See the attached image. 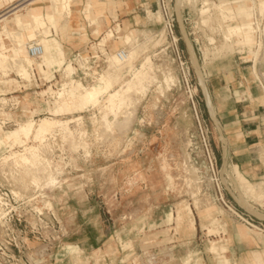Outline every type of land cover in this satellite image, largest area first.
<instances>
[{
  "label": "rangeland",
  "instance_id": "374dc122",
  "mask_svg": "<svg viewBox=\"0 0 264 264\" xmlns=\"http://www.w3.org/2000/svg\"><path fill=\"white\" fill-rule=\"evenodd\" d=\"M0 1L3 3L0 4L1 20L10 6L16 5L19 0L9 3L5 0ZM85 1L79 3V10L84 7ZM251 1L146 0L138 3L133 11H122V4L117 7V15L113 13L114 23L107 17L106 23H103V19H99L100 22L96 18L86 20L85 26H89L92 32L97 28L98 34L74 36L70 40L62 37L61 40L58 34L63 33L62 30L60 27L55 29L56 26H52L54 28L52 37L68 48H77L89 43V50L99 49L103 52L106 45L111 50L110 56L122 49H136L131 64L127 63L124 64L125 67L123 65L121 69H116L107 56L99 76L92 77L94 70L84 71L77 61L79 59L75 55L79 52L71 53V50L65 51L62 48L65 53V60L62 61L64 65L50 68L43 65L47 74L41 70L42 58L29 61L31 64L24 63L23 58L22 62L33 69L29 81L17 77L14 69L13 72H0L2 88L0 94H3L0 96V193L5 192L4 189L9 191L6 197L9 203V210L6 211L8 215L0 221V264H63L60 254L66 245L65 241L68 239L74 241L82 235H87L90 239L92 236L100 239V243L94 239V246L106 243L103 252L118 256V260H123V264H164L174 256L171 253L161 255L159 247L161 248L163 243L162 239L171 241L173 235L178 232V226L172 229L171 226L165 227V224L176 222L179 209L183 221L194 217L200 224H205L210 222V219L205 218L203 212L206 207L211 206L216 209L213 216L218 218L220 224L240 227L247 231L242 222L215 201L209 175L203 168L205 164L199 167L200 163L205 162L204 140H209L218 168L222 170L221 180L226 186L231 184L228 188L236 204L264 218L261 212L264 208V183L250 181L256 193L254 188L248 192L240 184L239 176L236 177L235 172L227 171L226 166H222L220 154L224 135L218 122L210 118L201 91L207 71L216 61L233 59L236 52H242L241 54H244L242 56L250 59L249 54L253 51L254 43L248 42L247 45L238 37L239 32H244L249 25L248 3ZM205 2H209L208 7L215 4L219 9L212 8L210 13L205 15L201 12ZM36 4L45 6L44 13L48 11L46 5L50 9V3L47 1L38 0ZM30 7V5L23 7L20 13H25ZM147 8L150 14L147 13ZM75 9L76 5H72V10ZM218 10L227 13L225 21ZM33 12L31 8L28 11L31 17ZM37 13L42 12L37 10ZM170 13L175 24L174 39L169 36L163 25L164 15ZM158 15L161 19H158ZM81 16L85 17L84 14ZM24 18L21 17V25L26 23L25 27L9 22V30L3 29L6 35L9 33L10 36L2 35L4 45L10 50L9 54L17 45L15 38L19 43H22L20 39L26 35L29 40H35L36 43L38 41L43 43L46 40L44 35L39 36L40 28L34 19L31 18L29 21ZM203 18H208L210 22L204 23ZM127 21L134 33L133 36H129L131 40L126 38V44H123L121 37L124 33V23ZM118 24L122 30L118 28ZM2 25L3 22H0V28ZM223 26L239 29L238 34L234 33L230 40L231 44L226 43ZM110 29L114 36L102 41ZM11 32L15 35H11ZM18 33L21 34L20 37ZM64 34L62 36H65ZM24 42L32 43L26 38ZM191 48L195 54L194 59ZM148 57L151 61L150 68L146 67L144 70L148 71L150 77L142 80L144 82L141 86L145 89L141 93L134 86L138 80L133 74L141 70ZM51 59L43 60L53 62ZM182 61L186 62V65L183 66ZM68 64L76 69L71 78H66L64 72ZM52 72L54 78L49 82L46 77H52ZM85 73L86 78L83 77ZM101 75L113 80L109 92L120 88L123 91L127 85H132V89L125 95L126 99H129L128 103L123 106L124 111L127 105L126 113L134 112L131 127L119 128L122 132L114 127L111 131H105L108 136L100 128L101 108L106 105L107 93L100 97L99 106H88L81 110H74L76 99H71L67 95L61 98L55 96L58 91H62L63 84H69L71 80L88 87L99 83ZM170 78H173L174 82L164 81ZM253 80L258 97L264 102L254 76ZM12 90H22L20 97L5 96V91ZM79 117H82V120L70 122L68 126L70 131L56 129L52 134H48L44 145L34 141L33 137L26 140V145L35 147L39 145V150L50 161V167L44 169L42 166L37 168L36 165L34 168V164L18 162V157L10 158L11 152L24 153L22 145H13L6 139L8 132L15 127L18 128L19 124L29 120L38 123L39 119L43 118L66 121ZM107 118L110 121L115 119L111 113ZM118 120H123L121 115ZM195 161H198V165ZM185 162L188 163L186 165L190 168L195 181L199 183L203 181L199 193L195 190V184L192 181L190 183L189 174L184 168ZM46 169H49L48 173L54 174L56 183L53 186L46 185L42 180V174L47 172ZM25 171H28V177ZM34 172L39 173L35 177L41 176L39 186L30 183ZM168 174L173 177L172 183L167 180ZM151 188H158L157 193H150L153 190ZM226 195L235 202L230 193L227 192ZM259 195L263 196L262 199ZM158 203H164L166 207L162 215L160 209H156ZM187 207L191 208L193 216L189 214ZM79 225H83L80 231L77 227ZM209 229L213 232L207 230L204 233L218 235L222 231L217 226ZM69 231L79 233L70 237ZM212 243L214 242H211L210 246ZM72 250L75 249L71 248L70 251ZM77 251L78 255L73 254V258L68 259L66 264L105 263L102 260L104 253L98 251L90 258L89 255L81 256L80 251ZM207 253L211 264H220L217 255L209 249ZM198 258L201 256L194 259ZM112 261L115 262V258ZM201 264H204L202 259Z\"/></svg>",
  "mask_w": 264,
  "mask_h": 264
},
{
  "label": "crops",
  "instance_id": "0c3cea01",
  "mask_svg": "<svg viewBox=\"0 0 264 264\" xmlns=\"http://www.w3.org/2000/svg\"><path fill=\"white\" fill-rule=\"evenodd\" d=\"M5 1L9 3L16 0ZM82 1L83 0H70L69 15L58 17L55 29L60 27L63 32L58 34L59 39L62 40V37H66L67 40H70L74 36L84 37L86 34L88 36L98 34L97 28L92 32L89 26H85L87 19L94 18L95 20L96 18L97 21L103 19V23H106L105 19L107 17L111 23H114L115 20L113 18V13H117V7H120L123 4L122 11H133L138 3L146 0H86L84 7L79 10L78 6ZM221 1L225 0H220V2ZM36 2L37 1L33 0H28L27 2L19 0L17 7L10 13H4L3 17L5 15L7 16L5 19L0 20V22H3V25L6 24L7 27L9 26V22L15 24V14L20 13L23 7L25 8L28 6V3H31V9H36L44 13L43 9L45 6L36 4ZM0 4L3 5L1 1ZM13 5L14 4L11 6ZM72 5H76L75 10H72ZM221 6L223 7L224 5L221 4ZM30 8L27 9L25 13H22L23 17H25L24 19H29V21L32 18L31 14L28 13ZM46 9H49L47 5ZM146 11L150 14L148 8ZM27 13L28 17H26ZM83 14L86 18L81 16ZM135 19L137 21V16H135ZM129 27L130 23L128 21L125 22L123 28L124 33L121 37V42L123 44H126V38L128 36H133L134 31L130 30ZM118 28L122 30L119 24ZM53 29L54 28L52 27L51 33L42 43L43 57L47 54V56L53 60H61L64 62L65 53L63 49H65V51L71 50V53L82 52V56L87 55V52H89V43L77 48H68L66 45H61L58 39L52 37V33L54 32ZM3 34H5V32L1 27V53L18 58H28L26 50L27 44L24 42L25 38L29 40L28 35L25 37L23 36L22 43L15 40L17 45L11 49V53L9 54L10 50L6 48L3 42ZM62 34L65 36H62ZM6 36L10 37L9 35ZM113 36V31L110 29L105 34L102 41H104L105 38L110 39ZM242 41L247 45L249 44L244 39H242ZM105 48L111 52L106 45ZM242 55L244 54L236 52V57L233 59L228 58L216 61L215 64L208 69L205 76V88L201 87V91L204 99V106L210 118L212 121L218 122L224 135V140L221 142L220 154L222 166H226L228 171L235 172L236 177L239 174L249 183L250 181H260V183H264V102L258 97L257 87L253 85L254 80L248 63L249 59H246V56ZM43 65H46L47 68L56 66L53 63L42 60L41 70L44 74H47V72L44 70ZM32 71L33 69L31 70L30 78L28 79L16 75L22 80L29 81L31 79V74H33ZM52 75V77L47 76L46 79L51 81V79L54 78L53 72ZM4 93L5 96L12 95L11 98H14L20 97L22 90L5 91ZM2 95L3 94H0V96ZM210 107L213 110L214 116L211 115ZM16 128L17 127L11 129L6 135L8 141H11L14 137ZM169 176L171 175H167V180L172 183L173 177L171 176L172 180H170ZM253 188L255 190L254 186ZM151 189L153 190L150 193H157L158 191V188ZM164 207V203L156 204V209H160L161 215L164 213ZM187 209L189 214L193 216L191 208L187 207ZM215 210L214 207H206L203 216L210 219V222H205V224H200L198 220L194 219V217H192L191 220L183 221L181 209L178 210L176 222L165 224V227L171 226L172 229H175L178 226V232L173 235V240L171 241H165L162 239L163 243L161 244V248L159 247L161 255L171 253L174 256L173 259L166 261L164 264H197L198 262L201 264V259L204 261V264H211L207 249L218 256L220 264H264V233L251 230L245 224L243 225L248 232L240 227H228L227 224L222 225L218 222V218L213 216ZM261 212L264 214V208H262ZM259 218L264 220L263 217ZM214 226L219 227L222 231H225V233H222V231L218 235H207V233H204L207 230H209L210 233L213 232V230L209 228ZM77 227H79L78 231H80L83 225ZM78 231L76 234L71 231L68 233H70V237H72V235H77V233H79ZM94 239L93 236L90 239L87 235H82L74 241H70L69 239L65 241L66 245L63 247L60 254L63 258L62 263L66 264L68 259L73 258V254L78 255L77 250L80 251L81 256L89 255L90 258H92V255L98 251L104 253L103 251L106 243L94 246L93 244L95 240L100 243V239ZM211 242L214 243L210 246ZM68 244H71L72 246L70 247ZM71 248H74L75 250L70 251ZM199 256H201V258H198L197 260L194 259ZM102 257V260L105 262L104 264H123V260H118V256L104 253ZM113 258H115V262L112 261Z\"/></svg>",
  "mask_w": 264,
  "mask_h": 264
},
{
  "label": "bare ground",
  "instance_id": "6f19581e",
  "mask_svg": "<svg viewBox=\"0 0 264 264\" xmlns=\"http://www.w3.org/2000/svg\"><path fill=\"white\" fill-rule=\"evenodd\" d=\"M24 1L27 2L28 0H24ZM33 1H38V0H33ZM43 1H47V2L50 3V9H48V11L46 13H43V14L42 13H37V10L35 9L34 12H33V14H32V18L34 19V22L40 28V35L39 36L44 35V38H46L51 33V30H50L51 28L50 27L56 26V21H57L58 17L63 16L64 14L65 15L66 14L69 15V12H70V0H43ZM263 2H264V0L261 1V4H263ZM30 4L31 3H28L27 5H30ZM208 5H209V2L208 3L205 2L204 3V7H203V9L201 11L205 15H208L207 13H210V11L212 10V8L213 9L214 8L215 9L216 8L219 9V6H217L215 4H214L215 6L214 5H211V7H208ZM248 6H249V15H250V17H249V25L246 27V30L244 32H239L240 36L238 38H242V39L246 40L247 42H251V44H252L254 42V37H253L252 28H251V23H252V20H251V9H250L251 8L250 7L251 6V2L248 3ZM16 7H17V4L16 5H13V6H10V8L5 13L12 12V10H14ZM21 7H23V6H21ZM218 11L222 14L223 19L224 18L225 19L227 18V13L225 11H221V10H218ZM6 16L7 15H5L4 17H2L1 20L5 19ZM22 16H23L22 13L15 14V16H14V22H15V24L17 26H20L22 24L21 23V17ZM158 17H159V19H161L160 15H158ZM225 19L223 21H225ZM208 21H209L208 18H205L203 20L204 23H207ZM222 24L223 23H221V27H222ZM23 25H21L20 27H22ZM25 25H26V23H25ZM25 25H24V27H25ZM2 28L3 29H6V31L9 30L6 24H4L2 26ZM238 30L239 29L228 28L227 26L225 28V31L222 30L224 32L223 33L224 34L223 36H224L227 44L231 42L230 40L234 36V33H237L238 34ZM11 33L10 34L13 35V32H11ZM18 35H19V37L21 36L20 33H18ZM16 39L17 38H15V40ZM127 39L128 40H131V38L129 36L127 37ZM20 40L22 41L23 40V37ZM28 41L29 42H32V41H35V40H28ZM37 43H39V44L42 45V42H39L38 41ZM226 47H227V45H226ZM26 50H27L28 58H24V59L23 58L14 57V56H10V55H6V54L0 52V71H2V73H8V72L12 71V69H14L13 71H15L16 74L20 75L21 77L26 78V79L30 78V73H31V70H32V66H29V65L24 64V63L25 62L28 63L29 61H33L34 59L32 57H30L29 54H28V44L26 45ZM135 50H127L128 58H127V61L125 63H122L119 60L117 54H115L113 56H110L109 57L110 58L109 61H111L112 64L116 66V69L117 68H120L121 69V66H123L124 64H126V65H127V63L128 64H131L130 62L132 61V58L134 57V54L136 53ZM191 55H192V57L194 59L195 54H194V51L192 50V48H191ZM41 58H42V60L43 59L45 60V59H49L50 57H48L47 54H45L44 57H43V53H42ZM22 59L24 60V63L22 62ZM51 60L53 62H51V61L50 62L51 63H54L58 67H61L62 65H64L61 60H53V59H51ZM86 61H87V57H81L80 63L83 64ZM28 64H31V62L28 63ZM150 64H151V61H150V58L148 57L144 61V63L142 64L141 70H137L136 73H135V75L133 74V77L135 76L136 77V80H138V82H137L133 78V80L135 81L134 86H135V88L137 87L141 91V93L145 89V88H143L141 86V83L144 82L142 80L143 79L145 80V78L150 77V76H148V71L147 70H144V69H146V67L147 68H150ZM118 66H120V67H118ZM123 67H125V65ZM64 70H65V72L67 74V78H71V76L74 74V70H75V73H76V69H74V67L71 64H68L65 67ZM104 75H106V74H104ZM104 75H101V78L99 79V81H100L99 83H97V84H95L93 86L92 85L91 86H88V87L84 86L81 82H75V80L74 81L71 80V82L69 84L68 83L63 84V86H62L63 88H61L62 91L61 92L58 91L55 94V96L57 98H61V97H64V95H67L71 99H76V103L73 105L74 110H78V109L81 110V109L87 108L88 106H93V107L99 106L100 105V97L103 96L105 93H107V98H106V101H105V104L106 105L105 106H102V108H101L102 116H101V120H100V128H101L102 131H104L103 133L107 135V133H105V131L106 132L111 131L114 127H117L118 129L119 128L120 129H125V128L128 129V127L133 122V119H134L135 116H134V112L133 113H126L125 107L127 105L124 107V111L125 112L123 111V106L129 100V99L128 100L126 99L127 96H125V95H126L127 92H129L132 89V85L131 84L127 85V88L125 90H123V91L120 88V89H118V90H116L114 92H109L108 90L111 88V85H113L112 84V81L113 80H112V78L111 79L110 78H106V77L104 78L103 77ZM164 81H166V82H168V81L174 82L173 78L166 79V80L164 79ZM71 85H74V86H71ZM202 87L205 88V86H204L203 83H202ZM52 93H54V92L52 91ZM143 93H145V92H143ZM208 104L210 106L209 101H208ZM135 111H136V109H135ZM153 111H155L154 108H153ZM158 111L159 110L157 109V112ZM210 111H211V115L214 116V113H213V110L211 109V107H210ZM101 112H100V114H101ZM109 113H111V114L114 115V117H115V119H113L114 121L108 120L107 116H108ZM120 115L123 118L122 121H119L118 120V117ZM39 120L40 121L38 123H35L34 120H30L28 122L19 124V127L16 128V130H15V135H14L15 137L11 140V142H12L13 145H15V144L22 145L24 147L23 148L24 153L11 152L10 158L17 159V157H18L19 158L18 162L22 161V162H24L26 164L27 163H31V164H34L35 165V167L33 165L34 168H36V165H37L38 166L37 168H42L43 167L45 169L47 166H49V167L51 166L50 161L48 159H46L44 157V154L39 150V148H38L39 145H38V147H35L33 145H31V146L26 145V142H27L26 140H28L30 137H33L34 141H38V142H40V144L44 145V143L46 141V136L48 134H52L53 131H55L56 129H58V130L61 129V131H63V129H65V130L68 129L70 131L71 129L68 127L69 124H70V122L80 121V120H82V117L76 118L74 120H66V121L55 120V119H50V118H43V119H39ZM93 121L96 122L94 119H93ZM120 129H119V131L122 132ZM102 131H101V135H102ZM96 134L99 136V132H97ZM109 134H111V133H109ZM100 138H99V140H100ZM113 139H115V138H113ZM85 147H87V146H85ZM8 157H9V155H8ZM10 158H8V159H10ZM186 163L187 162L184 163L185 164L184 165L185 166L184 168H185L186 172L189 174L190 183L192 181V183L195 184L194 186H195L196 189L195 188L194 189L196 190L197 193H199L200 192V188H201V183H199L198 181L197 182L195 181V179L192 177V175L190 173V168L187 166L188 163H187V165H186ZM40 166H42V167H40ZM27 168H29V167H27ZM51 168H50V170H51ZM41 170H43V169H41ZM48 170L46 169L47 172H45L46 173L45 176H44L45 173L43 172L44 174H42V176H43L42 177L43 178L42 180H43V182L46 185H52L53 186L56 183V179L54 177V174L48 173ZM192 170H194V169H192ZM38 171H39V169H38ZM195 171H191V172L192 173L193 172L196 173ZM35 172L33 173L34 176L31 178V180H30L31 182L30 183H32L35 186H39L41 184V176L40 177L39 176L38 177H35V176H37V174H39L38 172L37 173H35ZM26 175L28 177V173ZM29 176H31V173L29 174ZM238 176H239L238 177V180H239L240 184L242 185V187L244 186L248 192H251L253 190L252 184L249 183L245 178H243L239 174H238ZM170 180H172V178H170ZM188 188H190V187H188ZM238 195H239V193H238ZM260 197H261V195H259V198ZM262 197H261V199H262ZM2 203H4V201L0 198V204H2ZM2 217H3V211H2L1 206H0V221L2 220Z\"/></svg>",
  "mask_w": 264,
  "mask_h": 264
},
{
  "label": "built area",
  "instance_id": "2783aa9c",
  "mask_svg": "<svg viewBox=\"0 0 264 264\" xmlns=\"http://www.w3.org/2000/svg\"><path fill=\"white\" fill-rule=\"evenodd\" d=\"M158 1L164 2L165 0ZM251 20V28L254 37V47L253 51L249 54L250 59L248 63L252 75L254 76V79L264 96V2L263 4H261V1L258 0L251 1ZM163 23L164 28L169 34V36L174 39L175 24L173 15L171 13L165 14L163 17ZM175 42H177V40H175ZM42 53L43 47L41 44L36 43L34 41H32L31 44H28V54L33 59H40ZM115 54H117L119 60L122 63H125L127 61V50L122 49L117 51L113 55ZM177 54L179 59L181 60L179 51H177ZM75 56L79 59L78 61L80 63L82 54L77 53ZM107 56L110 57V51H108L105 47H103V52H101L99 49L97 51L89 50V52H87V61L83 64H80L83 67L84 71L94 70L92 72V77H97L99 76V73L102 70V64L106 62ZM181 63L183 66L186 65V62L182 61ZM83 77L86 78L87 74L85 73ZM203 149L205 152V162L203 161L202 163H200L199 167L202 164H205L203 168L206 169L207 174L209 175V180L212 185V192L214 193V198L217 204H219L225 211H227L238 221L245 224L249 229L264 233V220L236 204L237 202L235 201L233 195H231L230 188H228L231 187V184L226 186L221 180L222 170L218 168V162L209 140H204ZM195 164L198 165V161H195ZM202 183L203 181H201V184ZM1 188L3 189L2 186ZM4 191L5 192L0 193V198L4 201V203L0 204V206L3 211V217L6 218V216L8 215L6 211L9 210V203H7L6 197H8L9 191L6 189H4ZM227 192L230 193L232 199L235 202H232L230 199L227 198Z\"/></svg>",
  "mask_w": 264,
  "mask_h": 264
}]
</instances>
